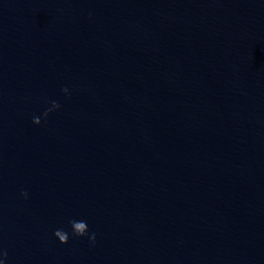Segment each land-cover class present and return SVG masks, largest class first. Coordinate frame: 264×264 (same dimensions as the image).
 <instances>
[{
  "label": "water",
  "instance_id": "95a60500",
  "mask_svg": "<svg viewBox=\"0 0 264 264\" xmlns=\"http://www.w3.org/2000/svg\"><path fill=\"white\" fill-rule=\"evenodd\" d=\"M0 259L264 264V0H0Z\"/></svg>",
  "mask_w": 264,
  "mask_h": 264
},
{
  "label": "clouds",
  "instance_id": "9594fccd",
  "mask_svg": "<svg viewBox=\"0 0 264 264\" xmlns=\"http://www.w3.org/2000/svg\"><path fill=\"white\" fill-rule=\"evenodd\" d=\"M63 91L65 93L68 92V89L67 88H64ZM57 107H59V105H57ZM34 122L36 124L39 123V121H37L36 119L34 120ZM26 195V194H25ZM86 222L84 221H79V222H76L73 226H72V231L73 233L76 235V236H79V237H83L87 234L88 232V227H86ZM61 232L63 231H56L55 232V236H59L60 237V241H66L67 239H69V236L67 233L63 232L64 235H61ZM92 240L95 239V236L93 234V236L91 237ZM6 255V253L4 254ZM0 264H4V260L3 259H0Z\"/></svg>",
  "mask_w": 264,
  "mask_h": 264
}]
</instances>
